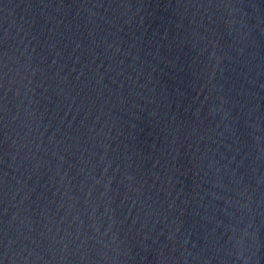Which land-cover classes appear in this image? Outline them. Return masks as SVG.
I'll use <instances>...</instances> for the list:
<instances>
[{"label":"water","instance_id":"95a60500","mask_svg":"<svg viewBox=\"0 0 264 264\" xmlns=\"http://www.w3.org/2000/svg\"><path fill=\"white\" fill-rule=\"evenodd\" d=\"M3 264H264V0H0Z\"/></svg>","mask_w":264,"mask_h":264},{"label":"snow or ice","instance_id":"6c2138e0","mask_svg":"<svg viewBox=\"0 0 264 264\" xmlns=\"http://www.w3.org/2000/svg\"><path fill=\"white\" fill-rule=\"evenodd\" d=\"M0 264H3V261L2 260H0Z\"/></svg>","mask_w":264,"mask_h":264}]
</instances>
